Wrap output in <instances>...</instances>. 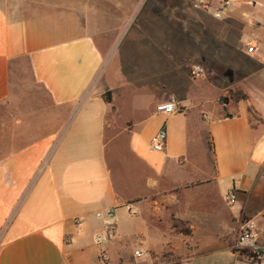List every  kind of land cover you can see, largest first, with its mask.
I'll return each mask as SVG.
<instances>
[{"label":"crops","instance_id":"0c3cea01","mask_svg":"<svg viewBox=\"0 0 264 264\" xmlns=\"http://www.w3.org/2000/svg\"><path fill=\"white\" fill-rule=\"evenodd\" d=\"M238 3L253 16L263 4ZM134 4L0 0V264H124L132 241L148 256L239 264L245 217L264 248V21L160 0L128 24ZM172 98L181 111L157 113ZM110 210L116 235L98 244Z\"/></svg>","mask_w":264,"mask_h":264},{"label":"built area","instance_id":"2783aa9c","mask_svg":"<svg viewBox=\"0 0 264 264\" xmlns=\"http://www.w3.org/2000/svg\"><path fill=\"white\" fill-rule=\"evenodd\" d=\"M237 0H190L191 7L195 11L202 12L204 14L211 15L213 18L221 20L225 17L230 7L236 5ZM257 23L255 21L250 22L251 27H255ZM247 53L252 54L256 51L253 46H248L246 49ZM206 69L196 64L191 67L190 75L193 79H203L206 76ZM181 111V107L176 99L172 98L170 101L160 104L157 107V113L163 115H174ZM168 140V134L165 129H161L152 144V148L156 152H163L165 150ZM237 199L235 190L230 191L225 196V200L228 204L232 205ZM131 211V207H128ZM108 220L105 221L104 229L105 234L99 235L96 238L98 244H103L110 238H113L117 232L116 219L113 217V211H108ZM98 218H102L103 214L98 213ZM257 223L252 218H243L239 236L236 244L233 247L234 253L237 255L240 263L239 264H264V248L259 244ZM69 241V239H68ZM144 251H136V257H143ZM103 259H108L107 256L102 255Z\"/></svg>","mask_w":264,"mask_h":264},{"label":"rangeland","instance_id":"374dc122","mask_svg":"<svg viewBox=\"0 0 264 264\" xmlns=\"http://www.w3.org/2000/svg\"><path fill=\"white\" fill-rule=\"evenodd\" d=\"M156 1H160V0H138V5L136 6L134 4L136 6V8H135L133 14L130 17H128V19H127L128 24H131V23H134L137 21H142L144 17H146L152 13H156V11H157ZM241 1H244V0H241ZM253 1H257V0H253ZM261 1L263 4L260 6L257 5L255 7L256 11H258V14L255 13V16H253L250 11H246L244 9L245 6L242 5L244 3H238V4L230 7L229 10L238 9V8L243 9L244 10V12H243L244 23L246 24V26H248V28L255 29V27L253 28L250 26L251 21H255L257 23L264 21V0H261ZM246 2H249V1H246ZM174 10L177 11L176 9H174ZM209 32L210 31H207V30L204 31L203 30L202 34H201V36L203 37V41L208 43V46H206L207 48H204L205 50H207V49L209 50V48L211 49L210 44H209L211 35ZM212 73H213L212 70L210 72H208V74H210L211 76L214 77L215 74H212ZM206 76H207V73H206ZM172 81H173L172 86L174 88L179 89V84H178L177 80L172 79ZM206 89H207V91H206L207 94L213 93L210 87L209 88L206 87ZM129 244H130L129 247H130V250L132 253L128 254L126 256L127 260H126V263H124V264H187L186 261H183L179 256L173 255V254H167V255L152 254L151 256H148L147 254H145L144 257L138 258V257L134 256L133 254L135 252V249L139 248V245L136 243V241H132ZM207 259L208 258L206 255H200L193 260L192 264H235L234 263L235 259L228 257V256H221V257L215 258V260L211 259L209 261H207Z\"/></svg>","mask_w":264,"mask_h":264},{"label":"trees","instance_id":"16d2710c","mask_svg":"<svg viewBox=\"0 0 264 264\" xmlns=\"http://www.w3.org/2000/svg\"><path fill=\"white\" fill-rule=\"evenodd\" d=\"M233 98H234L235 101H240V100L247 99V96L243 92H241V91H236V92L233 93ZM107 100L108 101H111V98L108 96L107 97ZM249 111H250V113L252 115H255L256 114V112L252 108H250Z\"/></svg>","mask_w":264,"mask_h":264},{"label":"water","instance_id":"95a60500","mask_svg":"<svg viewBox=\"0 0 264 264\" xmlns=\"http://www.w3.org/2000/svg\"><path fill=\"white\" fill-rule=\"evenodd\" d=\"M220 103H221V105L226 106L227 103H228V99L227 98H225V99L223 98V99H221Z\"/></svg>","mask_w":264,"mask_h":264}]
</instances>
